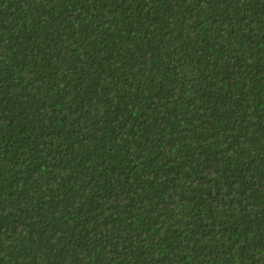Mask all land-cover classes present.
I'll return each instance as SVG.
<instances>
[{
    "label": "trees",
    "instance_id": "trees-1",
    "mask_svg": "<svg viewBox=\"0 0 264 264\" xmlns=\"http://www.w3.org/2000/svg\"><path fill=\"white\" fill-rule=\"evenodd\" d=\"M0 264H264V0H0Z\"/></svg>",
    "mask_w": 264,
    "mask_h": 264
}]
</instances>
